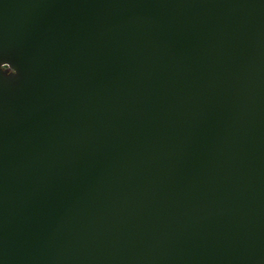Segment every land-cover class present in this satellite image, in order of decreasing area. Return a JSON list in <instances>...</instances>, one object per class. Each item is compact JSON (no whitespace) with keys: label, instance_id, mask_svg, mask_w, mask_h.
Here are the masks:
<instances>
[{"label":"water","instance_id":"water-1","mask_svg":"<svg viewBox=\"0 0 264 264\" xmlns=\"http://www.w3.org/2000/svg\"><path fill=\"white\" fill-rule=\"evenodd\" d=\"M0 264H264V0H0Z\"/></svg>","mask_w":264,"mask_h":264}]
</instances>
